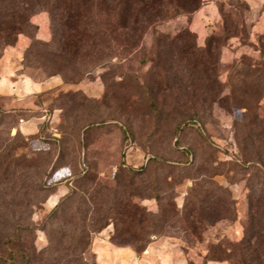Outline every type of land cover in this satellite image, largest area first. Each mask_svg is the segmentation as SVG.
Segmentation results:
<instances>
[{
    "label": "rangeland",
    "instance_id": "rangeland-1",
    "mask_svg": "<svg viewBox=\"0 0 264 264\" xmlns=\"http://www.w3.org/2000/svg\"><path fill=\"white\" fill-rule=\"evenodd\" d=\"M155 3L0 49V263L264 264V0Z\"/></svg>",
    "mask_w": 264,
    "mask_h": 264
},
{
    "label": "trees",
    "instance_id": "trees-1",
    "mask_svg": "<svg viewBox=\"0 0 264 264\" xmlns=\"http://www.w3.org/2000/svg\"><path fill=\"white\" fill-rule=\"evenodd\" d=\"M136 1L142 6V20L153 24L159 21L155 2L160 0H0V49L15 44L19 35L30 34L34 27L31 18L41 11L62 26L70 24L75 33L83 29V34L92 36L102 21L112 20L121 35H128L127 19ZM72 48H76L74 44ZM5 238L7 260L0 264H31L33 258L20 246V239L10 234Z\"/></svg>",
    "mask_w": 264,
    "mask_h": 264
}]
</instances>
